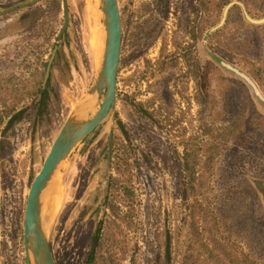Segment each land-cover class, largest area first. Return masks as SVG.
Listing matches in <instances>:
<instances>
[{
  "label": "rangeland",
  "instance_id": "374dc122",
  "mask_svg": "<svg viewBox=\"0 0 264 264\" xmlns=\"http://www.w3.org/2000/svg\"><path fill=\"white\" fill-rule=\"evenodd\" d=\"M21 1L25 0H0V12ZM60 1L58 9L54 0H42L9 18L0 16V74L14 68L18 51L32 42L44 43L42 36H33L42 21L53 17L52 28L60 35L65 23L64 0ZM69 2L71 22L58 44L47 112L38 117L44 105L27 104L26 113L6 124L7 133L0 138V212L6 221L0 234V264H25L20 231L16 239L13 232L25 222L31 184L55 138L94 80L96 58L86 8L99 4ZM119 3L124 33L116 107L52 182L59 207L46 218V227L58 264H87L96 225L111 212L104 191L115 173V147L120 144L130 151L139 193L136 231L121 229L122 245L132 252L126 264H180L186 238L180 230L185 231L188 205L184 134L203 133L206 124L226 125L238 115L237 23L230 31L212 32L211 25L201 30L190 0H165V9L159 0ZM40 8L47 14L30 31L31 23L42 15ZM200 67L207 71L206 83ZM228 150L216 166L213 182V203L222 210L232 206L239 189L238 145Z\"/></svg>",
  "mask_w": 264,
  "mask_h": 264
},
{
  "label": "trees",
  "instance_id": "16d2710c",
  "mask_svg": "<svg viewBox=\"0 0 264 264\" xmlns=\"http://www.w3.org/2000/svg\"><path fill=\"white\" fill-rule=\"evenodd\" d=\"M54 1L58 9L61 1ZM190 2L191 7L197 10V18L201 20V30L211 25L212 32L217 33L224 28L230 31L237 23V0ZM40 10L42 15L31 23L28 30L35 29L47 14V10ZM9 16L5 15V18ZM52 20L53 17H50L42 21L33 32V36H42L44 43L32 42L30 47L18 51L14 57V68L0 74V138L7 133L6 124L11 125L27 104L40 106L43 98V104H47L50 89L49 85L45 89L44 83L51 56L46 58V55L59 44ZM193 33L195 37L196 30ZM124 65L122 62V68ZM203 129V133L198 132L189 137L187 132L184 134L183 166L188 205L184 218L185 231L183 228L180 230L181 235L185 232L186 237L181 248L180 264H239V189L232 206H223V210L214 206L212 198L216 166L229 153L230 146L238 145V115L226 125L206 124ZM113 166L115 173L108 178L105 196V204L111 208V212L105 214L93 233L87 264H126L132 253L122 245L121 229L124 226L129 231H136L138 225V175L126 146L115 149ZM23 224L24 220L21 221L20 229L13 232L16 239L15 233L20 231L21 240L18 244L22 252L25 251ZM5 226L6 221L0 212V234L6 230ZM168 237L170 251L172 235L169 232Z\"/></svg>",
  "mask_w": 264,
  "mask_h": 264
},
{
  "label": "water",
  "instance_id": "95a60500",
  "mask_svg": "<svg viewBox=\"0 0 264 264\" xmlns=\"http://www.w3.org/2000/svg\"><path fill=\"white\" fill-rule=\"evenodd\" d=\"M39 1L21 3L10 10L32 5ZM97 3L102 12L104 27L102 58L99 61V69L95 70L91 87L72 109L55 138L41 170L31 184L24 222L26 264H58L44 220L48 190L72 154L108 119L118 101L124 33L120 3L119 0H97ZM64 10L65 23L59 35V43L69 32L71 22L69 0H64ZM6 12L0 13V15ZM59 50V45H57L50 58L44 83L45 89L50 84L56 60L60 56Z\"/></svg>",
  "mask_w": 264,
  "mask_h": 264
},
{
  "label": "bare ground",
  "instance_id": "6f19581e",
  "mask_svg": "<svg viewBox=\"0 0 264 264\" xmlns=\"http://www.w3.org/2000/svg\"><path fill=\"white\" fill-rule=\"evenodd\" d=\"M87 16L88 22L90 25L91 33H90V46L93 50V53L96 58V66L95 70L99 69V65L102 58V53L104 50V27L102 23V12L100 7H96L90 4L87 8ZM57 189L51 183L50 188L48 190L46 205L44 209V220L46 223V218L50 219L52 216L56 214V211L59 207L58 196L56 197Z\"/></svg>",
  "mask_w": 264,
  "mask_h": 264
},
{
  "label": "flooded vegetation",
  "instance_id": "af4514ba",
  "mask_svg": "<svg viewBox=\"0 0 264 264\" xmlns=\"http://www.w3.org/2000/svg\"><path fill=\"white\" fill-rule=\"evenodd\" d=\"M30 1H34V0H25V1H21V2H15V3H13V4H11V6L10 7H8L6 10H4V11H2V12H0V13H3V12H6V11H8V10H10L11 8H13L14 6H16V5H18V4H21V3H26V2H30ZM42 0H40L39 2H41ZM39 2H37V3H35V4H32V5H28V6H23V7H18V8H16V9H14V10H10L9 12H6V13H4V14H2V15H0V16H5V15H8V14H10V13H12V12H14V11H17V10H19V9H21V8H27V9H29V8H32V7H35V6H37V5H39ZM159 2L162 4V9L164 8V2H165V0H159ZM165 9V8H164ZM63 42V41H62ZM60 45H62V44H60ZM207 71H205V70H202V68L200 67V73H201V78H202V81H203V83H206V80H208L207 79V73H206ZM231 76V75H230ZM231 77H234V76H231ZM49 98V97H48ZM43 102H44V98H43V100L41 99V105H40V107H42V105H44L43 104ZM46 103V102H45ZM47 104H45L44 105V107H43V114L42 115H38V117H41V116H43L44 115V113H46L47 112V109L45 108V106H46ZM25 108V107H24ZM22 109L19 113H18V115H19V117H17V119L19 118V119H21L22 118V115L23 114H25L26 112H24V110H26L27 109V107H26V109ZM29 110V109H28ZM40 110H41V108H40ZM16 119V120H17ZM100 128V127H99ZM112 136V135H111ZM110 145L112 146V143H110ZM125 147V146H124ZM115 148H117V149H121L122 148V145L120 144V145H118V146H116ZM129 150V149H128ZM130 152V151H129ZM114 159H115V155H114ZM108 182V181H107ZM106 192H107V187L105 188V191H104V193H105V196H106ZM104 195V194H103ZM100 221V220H99ZM99 221H98V223H99ZM98 223H97V225H98ZM97 225H96V228H97ZM95 228V229H96ZM95 231V230H94ZM87 259H88V257H87Z\"/></svg>",
  "mask_w": 264,
  "mask_h": 264
}]
</instances>
